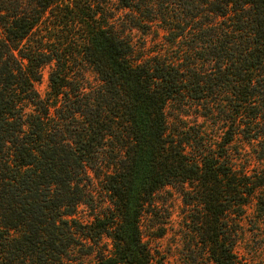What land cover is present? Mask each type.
Masks as SVG:
<instances>
[{
    "label": "trees",
    "instance_id": "obj_1",
    "mask_svg": "<svg viewBox=\"0 0 264 264\" xmlns=\"http://www.w3.org/2000/svg\"><path fill=\"white\" fill-rule=\"evenodd\" d=\"M112 1L0 0V264H62L77 235L104 231L113 250L98 264H154L140 222L169 187L212 264H249V205L264 234V0ZM126 30L154 49L136 54ZM89 172L107 196L100 233L68 219Z\"/></svg>",
    "mask_w": 264,
    "mask_h": 264
},
{
    "label": "rangeland",
    "instance_id": "obj_2",
    "mask_svg": "<svg viewBox=\"0 0 264 264\" xmlns=\"http://www.w3.org/2000/svg\"><path fill=\"white\" fill-rule=\"evenodd\" d=\"M117 3L115 0L112 4ZM113 6V5H112ZM125 35L130 40L136 54H149L154 49L156 41L153 34L143 35L136 30H126ZM53 64H48L41 69V79L35 85V89L41 97H44L49 89L48 77ZM84 74L88 87H96L98 81L96 75L87 65L77 67ZM186 112V111H185ZM184 112V113H185ZM168 115L178 117L185 123L193 124L195 118L193 112L181 114L176 106L168 109ZM197 123H204L205 127L213 133L219 132L218 124H212L204 119H197ZM242 143L234 141L231 147L241 148ZM245 150L249 147L243 144ZM90 181H83L86 191L89 193L87 205L80 204L72 217L76 220L75 229L82 226L86 230L102 232L103 224L109 222L108 217L102 216V210L106 207L107 196L100 179H96L93 173H88ZM155 205L148 207L140 222L142 241L149 249L154 264H212L208 259V253L193 222L194 212L186 206L180 195L172 188H165L155 195ZM254 206L249 205L246 210L248 218L241 222V231L238 236V248L249 264H264V234L262 230H256L250 222L253 216ZM100 214V215H99ZM99 215V220L94 218ZM196 215V214H195ZM100 220H103L102 222ZM93 225V226H92ZM92 226V228H90ZM81 231V229H79ZM73 232V231H72ZM80 244L71 247L64 256L62 264H98L99 258L110 257L113 250L112 240L104 231L95 241L76 236Z\"/></svg>",
    "mask_w": 264,
    "mask_h": 264
}]
</instances>
